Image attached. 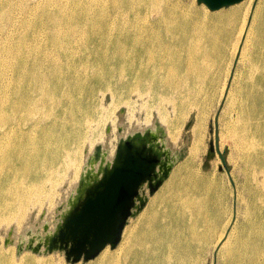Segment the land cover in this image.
<instances>
[{
  "label": "rangeland",
  "instance_id": "1",
  "mask_svg": "<svg viewBox=\"0 0 264 264\" xmlns=\"http://www.w3.org/2000/svg\"><path fill=\"white\" fill-rule=\"evenodd\" d=\"M33 1L29 4L33 5ZM173 1H180L188 6L193 17L203 19L206 33L213 14L239 8L245 0L217 11H210L197 0ZM259 1L253 0L255 5ZM55 2L60 7L75 8L71 0ZM114 2L111 0L101 5V10L97 6L82 5L79 8L76 17L71 19V25L80 27L86 24L81 36L72 30L74 38L61 35L55 39L50 33L39 34L37 29H33L24 39L14 34L11 43L4 42L0 51V87L8 85L4 96L16 88L19 66L27 69L26 73L29 68L38 67V75L42 79L49 77L54 69V76L61 80L59 89L55 90L58 101L53 110L43 109L32 117L34 121L41 118L46 122L45 135L53 144L50 148L47 145L43 148H47L56 158L60 156L61 150L54 142L59 145L58 136L67 141L68 151L62 163L64 166L65 163L71 164V176L68 177L73 181L79 180L86 158L96 145L106 143L102 147L107 158H110L119 138L150 129L163 141L168 160L174 166L161 187L148 198L143 210L129 219L126 227L131 222L140 224L153 210L158 212L161 225L166 228L158 230L159 241L169 245L166 249H171L178 257L183 256L184 264H264V246L256 242L254 237L247 240V250L252 252L251 259L241 260L237 257L241 238L246 237L253 228L257 229L260 215H264V177L255 172L257 167L250 163L254 149L237 143L241 129L244 135L255 142L256 148V144L260 145L258 140H264V133L258 132L264 127V96L258 95L261 83L259 76L250 78V71L247 74V62L251 58L261 61L257 55L263 48L257 43L255 27L259 29V39L264 43L263 19L260 21L256 18L258 14L252 10L244 17V11L241 10L233 34L222 36L216 42L220 43V51L215 52L213 45L206 47L207 65H202L200 70L194 72L201 75L202 80L198 85L195 83L186 88L191 94L189 98L200 107H187L183 115L185 117L177 118L172 109L174 104L169 100H160L155 90L150 88L143 91L138 86L133 87L129 82L119 81L117 73L108 71L107 66L115 70L118 66L116 61L119 60L123 61L125 67L128 57L124 52L118 54V58L114 56V45L123 43L122 21L115 18ZM84 8L89 11L83 12ZM225 27L222 26L221 30L224 31ZM246 30L248 34L245 37ZM98 69L104 75L101 81L96 76ZM63 83H68L66 88L62 87ZM228 90L230 96L225 99ZM184 94V91L171 93L178 102ZM64 113L62 125L65 132L57 136L56 133L61 129V121L57 118ZM70 113L74 116L73 121ZM29 115L21 113L19 120ZM238 117L242 118L241 122H238ZM76 125L80 126L75 136ZM172 125L180 130L175 139L170 134ZM195 132L200 134L201 144L191 155ZM95 138L99 141H95ZM27 163L28 159L15 162L21 169ZM51 173L57 176L62 170H59V166L53 167ZM2 174L3 168L0 167V186L4 179ZM23 183L24 180L19 185ZM49 183L50 180L46 181V189L57 183V186L62 185L64 191L70 187L66 179ZM177 186L193 190L196 196L192 198L196 213L191 217L182 213L180 219L178 215L177 204L182 200L176 198ZM60 194V191L57 192V195ZM66 196L67 200L70 195ZM65 199L49 207L47 202H35V198L31 197L29 207L18 223L14 218L0 223L1 250L13 253L16 261L23 257L38 260L58 257L63 264H68L60 252L37 255L22 250L17 256L15 247L30 237L28 233L43 237L45 225L52 229L61 213L58 207L65 205ZM185 220L191 222L190 227L200 236L198 240H193L189 235ZM26 222L27 225H24ZM123 237L122 234L114 250L108 247L107 251L117 253ZM5 240H8L6 245ZM220 244L225 245L221 251L218 250Z\"/></svg>",
  "mask_w": 264,
  "mask_h": 264
},
{
  "label": "bare ground",
  "instance_id": "2",
  "mask_svg": "<svg viewBox=\"0 0 264 264\" xmlns=\"http://www.w3.org/2000/svg\"><path fill=\"white\" fill-rule=\"evenodd\" d=\"M32 1L0 0V51L4 47V42L11 43L14 34L24 39L33 29H37L39 34L50 33L55 39L61 35L67 38H74L75 34L81 36L87 27L86 24L84 23L80 27L71 25V19L76 17L79 8L86 5L87 7L97 6V9L101 10L100 6L111 0H71L72 6L75 8L57 6L55 0H34L33 5L29 4ZM114 1L115 18L122 21L120 27L123 31V43L117 42L114 45L113 51L116 53L114 56L118 58V54L124 52L128 57L125 62L126 68L123 66V61L119 60L116 61L118 66L115 70L113 67L107 66L108 71L117 73L119 81L129 82L133 87L138 86L143 91L150 88L155 90L160 100H169L174 104L172 109L177 118L185 117L183 115L187 107H200L197 102L189 98L191 94L186 88L195 83L198 85V82L202 80V76L194 72L200 70L202 65H207L206 47L213 45L212 48L215 52L220 51V43L216 42L221 40L222 36L233 34L234 24L241 10L244 11V17L252 10L258 14L256 18L264 21V0L262 2L260 0L256 5L253 0H245L239 8H230L225 12L213 14L211 16L212 23L206 33L204 32L206 27H204L203 19L193 17L188 6L180 1ZM88 11V8L83 9V12ZM224 25L226 27L222 31ZM72 30L75 31V34ZM255 30V34L258 36L257 43L263 48L257 55V59H261V61L257 62L251 58V61L247 62V74L250 71V78L259 76L261 85L258 87V95L263 97L264 43L259 39V29L257 30L255 27ZM247 34L246 30L245 37ZM26 71L27 69L19 66L16 88L9 95L4 96L8 85L0 87V167L3 168L2 175L4 176L0 186V223L7 219L10 221L12 218L18 223L22 215H25V209L27 206L29 207L31 197L35 198V202H47L49 207L56 206L63 202L66 195L72 194L78 182V180L73 181L68 177L71 176L69 170L71 164L65 163L64 166L62 163V158L68 151V144L58 134L65 132L62 125L65 113L62 117L57 118L61 121L59 124L61 129L56 133L59 145L54 142L61 150V154L57 158L49 153L47 148H43L44 145L50 148V145L53 144V141L47 140L45 135L46 122L41 118L34 121L32 117L36 113H41L43 109L50 110L52 108L53 110L58 101L55 97V90L59 89L58 85L61 80L54 76V69L50 76L44 79L38 75L36 66L29 68L28 73ZM96 76L100 81L104 78L99 69ZM67 85L68 83H63L62 87L66 88ZM181 91H184L185 94L178 102L172 98L171 93L176 94ZM66 94L68 95L67 92ZM229 96L228 90L225 99ZM21 113L31 116L19 120ZM70 116L73 121L74 116L72 117L71 113ZM241 121L242 118L238 117V122ZM39 123L40 125H38ZM79 126H75L73 135L77 133ZM170 131L174 133H170L174 139L180 132L176 125H172ZM258 132L264 133V127H261ZM194 134L190 148L191 155L201 144L200 134L198 132ZM50 138L53 140L52 136ZM97 140L99 141L98 138H95V141ZM258 141L260 145L256 144V148L255 142L244 135L242 129L241 133L237 135V143L254 149V156L250 163L257 167L254 171L264 177V140ZM104 145L106 143L102 146ZM25 159H28V163L24 169L16 166L15 162ZM57 166H59V170H62V173L54 176L51 170ZM32 169L33 171H31ZM62 179L68 181L70 187H67V190L64 191L62 185L57 186L58 183L55 186L52 185L50 189L45 188L46 181L50 180V185L54 180L59 182ZM23 180V185H19ZM175 190L177 191L176 198L182 200L177 204L180 219L182 213L191 217L193 213H196V204H193L192 200L196 197L193 190L179 186ZM59 191L61 194L57 195ZM186 222L189 235L193 240H198L197 238L200 236L195 233L193 227H190L191 222ZM24 225H27V222ZM165 229L161 225L158 212L152 210L140 224L131 222L123 229L124 237L117 253L108 252V247H106L94 258L93 262L88 264H184L183 256L179 255L178 257L171 249H166L170 247L169 245L159 241L158 233L160 231L158 230ZM252 237L264 246V215H260L258 228H253L246 237L241 238L237 254L239 259H251L252 252L247 250V240ZM253 242L254 240L251 243ZM224 248L225 245L218 246L220 251ZM0 264H63V262L58 257L52 260L51 258L38 260L32 257H23L16 261L13 253L3 252L0 248Z\"/></svg>",
  "mask_w": 264,
  "mask_h": 264
},
{
  "label": "water",
  "instance_id": "3",
  "mask_svg": "<svg viewBox=\"0 0 264 264\" xmlns=\"http://www.w3.org/2000/svg\"><path fill=\"white\" fill-rule=\"evenodd\" d=\"M242 0H197L210 11ZM163 141L149 129L119 138L112 157L96 145L86 158L79 180L58 220L40 237L15 245L37 255L63 253L68 264H85L106 247L119 244L123 229L168 177L174 163L168 160ZM10 233V232H9ZM8 243L5 240L4 245Z\"/></svg>",
  "mask_w": 264,
  "mask_h": 264
}]
</instances>
